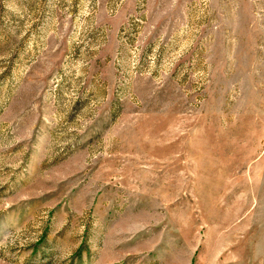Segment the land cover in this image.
Segmentation results:
<instances>
[{"label":"rangeland","instance_id":"374dc122","mask_svg":"<svg viewBox=\"0 0 264 264\" xmlns=\"http://www.w3.org/2000/svg\"><path fill=\"white\" fill-rule=\"evenodd\" d=\"M0 264H264V0H0Z\"/></svg>","mask_w":264,"mask_h":264},{"label":"built area","instance_id":"2783aa9c","mask_svg":"<svg viewBox=\"0 0 264 264\" xmlns=\"http://www.w3.org/2000/svg\"><path fill=\"white\" fill-rule=\"evenodd\" d=\"M138 22H141L138 17L132 16L131 23L130 24H136ZM177 36V35H176ZM173 47H175V54L178 57L177 53V42H173ZM172 50L173 48H169L167 39L165 40H159L158 42H153L150 47V53L147 56L148 64H147V75L149 76H157L162 73V69L165 68V64L167 66V63H165V53L167 50ZM175 57V58H176ZM135 64L134 62L132 65Z\"/></svg>","mask_w":264,"mask_h":264},{"label":"crops","instance_id":"0c3cea01","mask_svg":"<svg viewBox=\"0 0 264 264\" xmlns=\"http://www.w3.org/2000/svg\"><path fill=\"white\" fill-rule=\"evenodd\" d=\"M133 6L134 7H132V9L129 12V14H130L129 17L130 16H135L137 14L136 13V7H135L134 3H133ZM159 12H161V11H158L157 10V5L155 3H153V1H150V2L148 1V3H147V9H146V15H147L148 22H149V28H151V23H153V21H160L161 20L160 16L158 15ZM124 20H125V12L120 13L117 16V18H114L111 21H108L111 24L112 31L113 32H118L119 29H120V26L124 22ZM156 30L157 29H152V30L150 29V31L148 30V32L150 34L149 37H151L152 35H154L155 33H157Z\"/></svg>","mask_w":264,"mask_h":264}]
</instances>
